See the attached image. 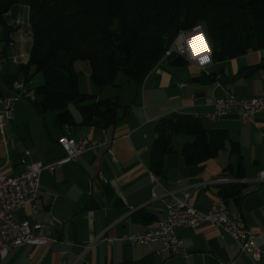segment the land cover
I'll use <instances>...</instances> for the list:
<instances>
[{"label":"crops","instance_id":"1","mask_svg":"<svg viewBox=\"0 0 264 264\" xmlns=\"http://www.w3.org/2000/svg\"><path fill=\"white\" fill-rule=\"evenodd\" d=\"M29 15L27 2L13 5L6 13V24L13 28L9 36L13 47L4 40L0 25V60H4L0 96H16L13 83L25 81L20 66L28 62L33 42ZM82 67L91 77L89 63L83 62ZM246 73L248 77L243 78ZM220 74L236 79L220 85ZM93 84L88 82L83 90L79 77L82 93L98 98L119 97L122 108L115 128L59 127L54 112L43 118L28 98L16 103L14 119L7 126L9 143L5 144L0 136V173L20 174L22 158L28 163L43 164L64 158L66 154L58 143L64 136H105L113 140L114 158L106 147H101L85 152L53 173L43 172L35 201L36 221L42 224L40 234L52 241L13 248L4 259L0 258L3 264H186L180 256L168 252L157 255L146 246H130L118 238L155 229L166 216L170 200L167 191L190 193L189 204L206 213L213 204L223 201L220 189L231 185H239L241 195L238 201L229 200L227 206L242 215L256 243L264 247V181L259 179L260 172H264V112L205 118L212 110L205 105L207 97H221L227 89L240 97L264 94V50L221 62L212 60L203 67L190 62L174 65L168 57L140 86L127 77L102 89ZM174 113L194 115L206 129L227 131L239 145L244 175L236 176L239 157L231 153L229 143L216 158L187 165L182 148L193 138L179 134L172 138L174 152L164 160L165 178L155 176L150 170L155 126L158 120ZM25 151L30 154L25 155ZM153 193L157 196L153 197ZM15 219L32 221L28 207L18 209ZM175 231L189 251L190 264H264V256L252 262L240 252L234 239L229 235L222 238L221 229L210 222ZM92 242L94 247L86 249Z\"/></svg>","mask_w":264,"mask_h":264},{"label":"trees","instance_id":"2","mask_svg":"<svg viewBox=\"0 0 264 264\" xmlns=\"http://www.w3.org/2000/svg\"><path fill=\"white\" fill-rule=\"evenodd\" d=\"M19 0H0V25L9 43L13 28L6 13ZM32 47L20 66L25 85L35 94L31 101L43 118L56 112L55 124L96 129L115 128L122 108L119 97L98 98L80 91L75 62L88 61L91 80L102 89L115 85L120 73L139 86L160 63L177 35L201 26L209 40L213 61H226L264 50V0H27ZM171 63L187 61L171 56ZM42 73L44 83L32 88V77ZM83 116L76 125L68 105ZM150 151V170L165 178V157L174 152V135L193 138L184 144L187 165L216 158L229 143L239 157L236 176L244 175L239 145L225 130L206 129L200 118L170 114L158 120ZM232 170V169H231ZM219 194L227 204L238 201L239 185L223 186Z\"/></svg>","mask_w":264,"mask_h":264},{"label":"built area","instance_id":"3","mask_svg":"<svg viewBox=\"0 0 264 264\" xmlns=\"http://www.w3.org/2000/svg\"><path fill=\"white\" fill-rule=\"evenodd\" d=\"M198 33L204 32L201 26L195 28ZM193 29L180 32L166 51L164 58L179 56L187 62L203 67L212 62V49L204 35V43H207L210 51V60L200 64L199 58L191 55L186 40L193 34ZM9 45L13 47V43ZM17 62L16 57L12 58ZM4 70V60H0V71ZM16 96H0V136L5 144L9 143L7 136L8 123L14 119L15 105L21 98L35 100V94L29 90L24 82L13 83ZM205 105L212 108L205 114L208 120H215L232 113H240L246 116H253L264 112V94L256 97H240L232 89L224 91L221 97H207ZM58 143L65 152V157L54 162L43 164L41 162L28 163L22 158L23 171L17 175L0 173V258L4 259L10 250L25 245L41 246L47 245L50 238L41 235L42 224L36 221L38 212L35 201L39 198L40 182L43 172L53 173L67 162L77 161L78 158L88 151H97L101 147H106V151L114 158L112 148L113 140H108L103 136L101 139L89 138L88 136L74 138L61 137ZM25 151V155H29ZM259 179L264 181V172H260ZM170 200L166 203V216L162 218L155 229L145 232L126 233L118 240L130 245H143L160 255L168 252L171 255L182 257L186 264L189 263V251L181 238L176 234V228L194 226L200 222H210L217 226L224 235H229L234 239L242 254L247 256L252 262L256 258L264 256V247L259 246L255 241L254 232L248 227L242 215L232 212L224 201H219L210 207L206 213L194 209L189 204L190 193L183 191H167ZM153 193V197H156ZM28 207L30 220L18 221L15 219V212L18 209ZM108 241H111L108 239ZM95 242L86 246V249L93 248ZM157 246V248H155ZM0 264H3L0 261ZM227 264H235L231 261Z\"/></svg>","mask_w":264,"mask_h":264},{"label":"clouds","instance_id":"4","mask_svg":"<svg viewBox=\"0 0 264 264\" xmlns=\"http://www.w3.org/2000/svg\"><path fill=\"white\" fill-rule=\"evenodd\" d=\"M187 46L190 49L191 55L194 58H199L200 64H204L210 60V55L206 54L210 51L207 43H204V35L193 29V34L186 40Z\"/></svg>","mask_w":264,"mask_h":264},{"label":"rangeland","instance_id":"5","mask_svg":"<svg viewBox=\"0 0 264 264\" xmlns=\"http://www.w3.org/2000/svg\"><path fill=\"white\" fill-rule=\"evenodd\" d=\"M19 1L21 3H26L27 0H19ZM202 33H205V32H202ZM83 62L89 63L88 61H77V62H75L74 66H75V69L78 72H80L81 88L84 90L86 88V85L88 82H90L91 84H93V82L91 80L90 75H88L86 70L82 67ZM122 80H126V77L123 73H120L116 83L118 84ZM43 83H44V77H43L42 73H37L32 77V80H31L32 88H36V87L42 85ZM93 86H95V85L93 84ZM85 91H87V90H85ZM89 94H92V93H89ZM53 112L54 111H49V114H51ZM54 113L56 116V112H54Z\"/></svg>","mask_w":264,"mask_h":264},{"label":"water","instance_id":"6","mask_svg":"<svg viewBox=\"0 0 264 264\" xmlns=\"http://www.w3.org/2000/svg\"><path fill=\"white\" fill-rule=\"evenodd\" d=\"M247 77H248L247 73L243 75V78H247ZM235 79H236L235 77L228 78L224 74H220L218 78V82L220 85H225L226 83L235 81ZM68 111L71 113L76 125L79 126L83 124L84 121L83 116L79 111V109L74 104L71 103L68 105Z\"/></svg>","mask_w":264,"mask_h":264}]
</instances>
